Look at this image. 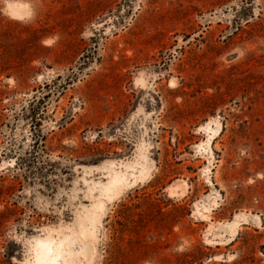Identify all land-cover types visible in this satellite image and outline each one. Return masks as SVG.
<instances>
[{
  "label": "rangeland",
  "instance_id": "rangeland-1",
  "mask_svg": "<svg viewBox=\"0 0 264 264\" xmlns=\"http://www.w3.org/2000/svg\"><path fill=\"white\" fill-rule=\"evenodd\" d=\"M42 240L264 264V0H0V264Z\"/></svg>",
  "mask_w": 264,
  "mask_h": 264
},
{
  "label": "bare ground",
  "instance_id": "bare-ground-1",
  "mask_svg": "<svg viewBox=\"0 0 264 264\" xmlns=\"http://www.w3.org/2000/svg\"><path fill=\"white\" fill-rule=\"evenodd\" d=\"M19 9L20 8L18 7L17 10ZM122 178V176L115 174L114 176L110 177L109 183H111L112 187L117 186V184L123 181ZM237 223L238 222L236 219L227 223L230 228V232L234 233L236 231ZM35 247L38 264H68L71 261L73 262L74 258L78 254V252L73 251L72 246L69 243L61 247L59 244H53L50 241L42 240L36 242Z\"/></svg>",
  "mask_w": 264,
  "mask_h": 264
}]
</instances>
